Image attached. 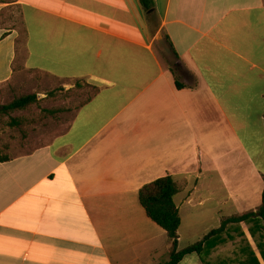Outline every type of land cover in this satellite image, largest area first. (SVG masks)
Wrapping results in <instances>:
<instances>
[{
  "label": "crops",
  "instance_id": "crops-1",
  "mask_svg": "<svg viewBox=\"0 0 264 264\" xmlns=\"http://www.w3.org/2000/svg\"><path fill=\"white\" fill-rule=\"evenodd\" d=\"M154 5L0 0V90L39 100L43 76L90 92L61 131L0 154V264H164L171 241L139 191L167 175L180 249L261 206L264 0ZM263 225L228 224L179 264H264Z\"/></svg>",
  "mask_w": 264,
  "mask_h": 264
},
{
  "label": "rangeland",
  "instance_id": "rangeland-1",
  "mask_svg": "<svg viewBox=\"0 0 264 264\" xmlns=\"http://www.w3.org/2000/svg\"><path fill=\"white\" fill-rule=\"evenodd\" d=\"M20 44V51L23 50ZM174 60H168L173 63ZM37 88L44 95L39 102L21 110L5 112L3 105L12 102L15 98L31 93V90L9 91L0 90V154L8 156L24 153L36 146L37 134L46 128H53L55 132L61 131L68 123L73 110L81 101L90 95L87 89H66L61 83L52 82L48 77H33ZM51 84H47V83ZM80 86H84L80 84ZM77 88V87H76ZM189 224L184 219V227ZM185 244V243H183ZM186 246V245H182Z\"/></svg>",
  "mask_w": 264,
  "mask_h": 264
},
{
  "label": "trees",
  "instance_id": "trees-1",
  "mask_svg": "<svg viewBox=\"0 0 264 264\" xmlns=\"http://www.w3.org/2000/svg\"><path fill=\"white\" fill-rule=\"evenodd\" d=\"M145 11L154 9V0H139ZM168 39V38H167ZM169 40V39H168ZM25 41V32L21 31L18 39V47ZM178 67L177 64H174ZM178 87L182 85L176 81ZM79 85V84H78ZM39 102L37 94H27L15 98L12 102L3 105L2 110L11 112L15 110L25 109ZM6 157L0 156V160ZM179 186L172 176L167 175L161 177L151 183L144 185L139 191V200L145 209L148 217L155 223L166 230L171 241L169 249V260L164 264H179L182 259L192 253H201L208 247H211L209 240L223 233L228 224L240 223L256 217L264 221V189L262 194V204L256 212H247L242 215H236L224 218L221 226L213 229L208 235L201 240L183 248H179V228L181 226V216L179 209L174 201V197L179 193ZM264 230V225L262 226ZM213 246V245H212Z\"/></svg>",
  "mask_w": 264,
  "mask_h": 264
}]
</instances>
